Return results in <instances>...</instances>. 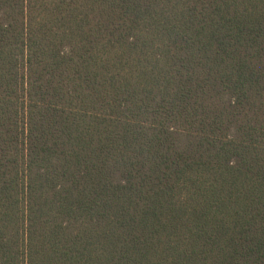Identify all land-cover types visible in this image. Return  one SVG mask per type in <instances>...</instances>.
<instances>
[{
	"label": "trees",
	"instance_id": "16d2710c",
	"mask_svg": "<svg viewBox=\"0 0 264 264\" xmlns=\"http://www.w3.org/2000/svg\"><path fill=\"white\" fill-rule=\"evenodd\" d=\"M0 264H264V0H0Z\"/></svg>",
	"mask_w": 264,
	"mask_h": 264
}]
</instances>
